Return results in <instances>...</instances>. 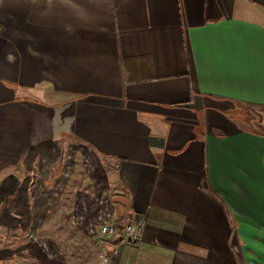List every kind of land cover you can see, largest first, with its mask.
I'll list each match as a JSON object with an SVG mask.
<instances>
[{
  "label": "crops",
  "instance_id": "crops-1",
  "mask_svg": "<svg viewBox=\"0 0 264 264\" xmlns=\"http://www.w3.org/2000/svg\"><path fill=\"white\" fill-rule=\"evenodd\" d=\"M256 110L264 0H0V193L77 173L144 217L91 264H264Z\"/></svg>",
  "mask_w": 264,
  "mask_h": 264
},
{
  "label": "rangeland",
  "instance_id": "rangeland-1",
  "mask_svg": "<svg viewBox=\"0 0 264 264\" xmlns=\"http://www.w3.org/2000/svg\"><path fill=\"white\" fill-rule=\"evenodd\" d=\"M237 114L257 119L251 111ZM248 128L254 129L252 125ZM58 176L59 167L53 166L45 185L51 187ZM80 178L75 173L62 197L51 202L40 196V183L33 178L26 190L25 186L17 187L13 198L0 193V264H91L100 260L102 238H93L88 229L107 219L118 222L117 193L100 187L86 189ZM107 198L113 206L106 203Z\"/></svg>",
  "mask_w": 264,
  "mask_h": 264
},
{
  "label": "built area",
  "instance_id": "built-area-1",
  "mask_svg": "<svg viewBox=\"0 0 264 264\" xmlns=\"http://www.w3.org/2000/svg\"><path fill=\"white\" fill-rule=\"evenodd\" d=\"M106 192L104 193V196H106ZM114 193H118V192L114 191ZM106 203L112 205V202L108 200V198L106 200ZM107 210L108 208H105L104 211ZM110 215L111 217H113L111 213H108V216ZM144 223H145L144 217H139L135 219V221L125 225L122 229H117L116 226L114 225V222H112L111 219H107L99 223L97 225V228H95L94 226L90 227L88 231L89 234L91 236L93 235L92 237L95 239L102 238L106 241L115 240V244L112 247V252H118L124 247H131V248L138 247L141 240L140 232ZM109 253L110 251L108 248L102 247L99 258L101 260L106 259L109 256Z\"/></svg>",
  "mask_w": 264,
  "mask_h": 264
},
{
  "label": "water",
  "instance_id": "water-1",
  "mask_svg": "<svg viewBox=\"0 0 264 264\" xmlns=\"http://www.w3.org/2000/svg\"><path fill=\"white\" fill-rule=\"evenodd\" d=\"M256 113L261 118L260 124L264 125V110L263 111L256 110Z\"/></svg>",
  "mask_w": 264,
  "mask_h": 264
},
{
  "label": "trees",
  "instance_id": "trees-1",
  "mask_svg": "<svg viewBox=\"0 0 264 264\" xmlns=\"http://www.w3.org/2000/svg\"><path fill=\"white\" fill-rule=\"evenodd\" d=\"M259 124V119L257 120V125Z\"/></svg>",
  "mask_w": 264,
  "mask_h": 264
}]
</instances>
